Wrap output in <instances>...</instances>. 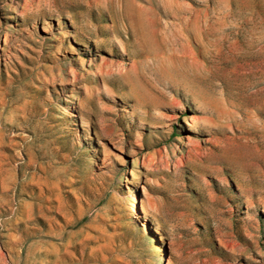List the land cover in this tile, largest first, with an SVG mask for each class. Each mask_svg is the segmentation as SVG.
<instances>
[{
    "label": "rangeland",
    "instance_id": "rangeland-1",
    "mask_svg": "<svg viewBox=\"0 0 264 264\" xmlns=\"http://www.w3.org/2000/svg\"><path fill=\"white\" fill-rule=\"evenodd\" d=\"M0 264H264V0H0Z\"/></svg>",
    "mask_w": 264,
    "mask_h": 264
}]
</instances>
